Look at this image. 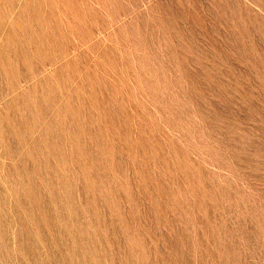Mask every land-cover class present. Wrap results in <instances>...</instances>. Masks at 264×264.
Here are the masks:
<instances>
[{
	"label": "rangeland",
	"instance_id": "374dc122",
	"mask_svg": "<svg viewBox=\"0 0 264 264\" xmlns=\"http://www.w3.org/2000/svg\"><path fill=\"white\" fill-rule=\"evenodd\" d=\"M0 264H264V0H0Z\"/></svg>",
	"mask_w": 264,
	"mask_h": 264
}]
</instances>
